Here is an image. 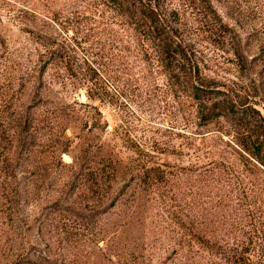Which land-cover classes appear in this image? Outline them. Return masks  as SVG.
Listing matches in <instances>:
<instances>
[{
	"label": "rangeland",
	"instance_id": "obj_1",
	"mask_svg": "<svg viewBox=\"0 0 264 264\" xmlns=\"http://www.w3.org/2000/svg\"><path fill=\"white\" fill-rule=\"evenodd\" d=\"M92 1L0 0V264H172L180 244L223 264L214 242L264 264V169L242 149L264 124V0H168L199 101ZM219 100L249 117L207 120Z\"/></svg>",
	"mask_w": 264,
	"mask_h": 264
},
{
	"label": "trees",
	"instance_id": "obj_2",
	"mask_svg": "<svg viewBox=\"0 0 264 264\" xmlns=\"http://www.w3.org/2000/svg\"><path fill=\"white\" fill-rule=\"evenodd\" d=\"M92 5L102 14L108 13L112 19L121 20V23L125 25L122 27L135 36V42L132 41L134 46L139 49L153 48L157 52L159 63L168 79L178 80L183 75L184 86L187 88L189 96L196 101L203 98L202 94L207 92L204 90L206 83L196 46L189 37L184 35L185 22L179 17L176 21L171 19L173 9H171L168 0H93ZM100 5L103 8H97ZM9 14L17 18H21L22 14H30L35 19L39 15L35 7L32 8L25 4L19 5V9ZM49 51L51 59L62 56L57 50L50 49ZM90 70L96 74L97 69ZM174 84L181 85L179 81H175ZM87 95L89 97L88 91ZM246 112V109L238 108L232 101L219 100L207 109L206 119L211 121L219 117H249ZM260 120L264 123V118ZM245 138L247 142L245 145L242 144L243 152L264 169V124H258L256 121L250 123L249 128L246 129ZM203 246L205 245L198 243L197 248L204 250ZM222 248L224 249L220 252ZM179 249V257L172 264H186L188 261L189 245L180 244ZM210 251L214 257H218L221 253L222 257L219 260H222L223 264H235L236 262L247 264L246 257L243 258L239 255L237 258L233 248L226 249L225 245H219L217 242L213 243ZM243 252L249 255L248 251ZM225 254H232L234 258L229 259L227 256L225 258Z\"/></svg>",
	"mask_w": 264,
	"mask_h": 264
}]
</instances>
